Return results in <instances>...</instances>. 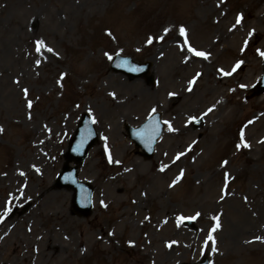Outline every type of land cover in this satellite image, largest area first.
I'll return each mask as SVG.
<instances>
[{
  "label": "rangeland",
  "instance_id": "obj_1",
  "mask_svg": "<svg viewBox=\"0 0 264 264\" xmlns=\"http://www.w3.org/2000/svg\"><path fill=\"white\" fill-rule=\"evenodd\" d=\"M262 52L264 0H0V264H264ZM85 112L81 218L55 182ZM152 112L166 131L145 160L126 127Z\"/></svg>",
  "mask_w": 264,
  "mask_h": 264
},
{
  "label": "water",
  "instance_id": "obj_2",
  "mask_svg": "<svg viewBox=\"0 0 264 264\" xmlns=\"http://www.w3.org/2000/svg\"><path fill=\"white\" fill-rule=\"evenodd\" d=\"M130 61L129 59H120L116 62V67H120L123 64V68L125 71L130 72L131 70L125 66L124 62ZM264 87H261L259 91H262ZM163 131V125L159 121V115H155L150 118V120L138 130L132 132V137L136 141L137 145L142 147L144 151H146L147 156L152 155L154 145L157 141V138L161 135ZM91 144L88 145V147ZM78 161L82 162L81 159ZM206 264V262L202 263Z\"/></svg>",
  "mask_w": 264,
  "mask_h": 264
},
{
  "label": "snow or ice",
  "instance_id": "obj_3",
  "mask_svg": "<svg viewBox=\"0 0 264 264\" xmlns=\"http://www.w3.org/2000/svg\"><path fill=\"white\" fill-rule=\"evenodd\" d=\"M241 19H242V17L241 18H238L237 21H236V23L239 24L241 22ZM180 32H181V35H185V30L183 28L180 29ZM149 42H151V41H149ZM42 47H45L44 42L43 41H39L37 43L36 51L39 52ZM47 50L49 52L53 51L50 48L47 49ZM189 51L193 52V54L195 56H199V57H203V58L207 59V55L204 52L197 51V50H195L193 48H189ZM261 55L264 56V52H262ZM109 59H111V57H109ZM236 67L238 68L239 67V64H237ZM224 74L225 75H229L230 73H224ZM25 94H27V90L26 89H25ZM31 106H32L31 105V102H29L28 107H31ZM2 131H3V129H0V132H2ZM244 146L247 147L248 145L245 144ZM109 161L111 162V157H109ZM213 219L217 220L216 227L212 228V232H215L217 230V228L220 227V225H219V218L218 217H214ZM208 240L215 242L214 237L212 235H209L208 236ZM169 246H171V245H169Z\"/></svg>",
  "mask_w": 264,
  "mask_h": 264
},
{
  "label": "bare ground",
  "instance_id": "obj_4",
  "mask_svg": "<svg viewBox=\"0 0 264 264\" xmlns=\"http://www.w3.org/2000/svg\"><path fill=\"white\" fill-rule=\"evenodd\" d=\"M176 41V40H175ZM63 221H65V220H63ZM31 249H32V247H31ZM33 249H34V247H33Z\"/></svg>",
  "mask_w": 264,
  "mask_h": 264
}]
</instances>
